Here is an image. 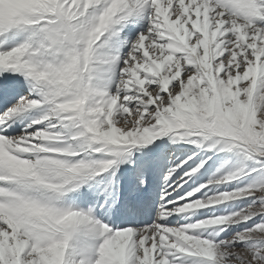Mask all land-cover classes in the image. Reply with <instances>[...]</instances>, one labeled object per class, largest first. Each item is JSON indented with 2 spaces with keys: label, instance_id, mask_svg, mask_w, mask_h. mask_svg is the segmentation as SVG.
<instances>
[{
  "label": "snow or ice",
  "instance_id": "obj_1",
  "mask_svg": "<svg viewBox=\"0 0 264 264\" xmlns=\"http://www.w3.org/2000/svg\"><path fill=\"white\" fill-rule=\"evenodd\" d=\"M0 264H264V0H0Z\"/></svg>",
  "mask_w": 264,
  "mask_h": 264
}]
</instances>
